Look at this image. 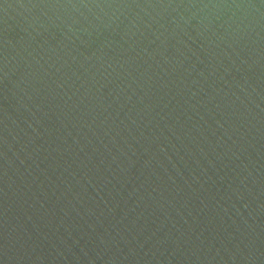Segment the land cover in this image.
<instances>
[{
    "label": "water",
    "instance_id": "95a60500",
    "mask_svg": "<svg viewBox=\"0 0 264 264\" xmlns=\"http://www.w3.org/2000/svg\"><path fill=\"white\" fill-rule=\"evenodd\" d=\"M0 264H264V0H0Z\"/></svg>",
    "mask_w": 264,
    "mask_h": 264
}]
</instances>
